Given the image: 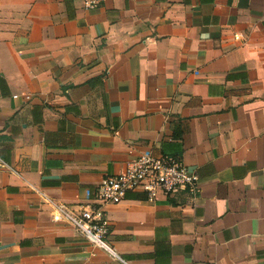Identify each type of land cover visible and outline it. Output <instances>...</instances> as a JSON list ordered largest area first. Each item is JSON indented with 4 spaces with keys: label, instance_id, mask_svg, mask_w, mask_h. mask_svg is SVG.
I'll use <instances>...</instances> for the list:
<instances>
[{
    "label": "crops",
    "instance_id": "crops-1",
    "mask_svg": "<svg viewBox=\"0 0 264 264\" xmlns=\"http://www.w3.org/2000/svg\"><path fill=\"white\" fill-rule=\"evenodd\" d=\"M197 193L108 203L130 264H264V0H0V264H123L54 219L144 148Z\"/></svg>",
    "mask_w": 264,
    "mask_h": 264
},
{
    "label": "built area",
    "instance_id": "built-area-1",
    "mask_svg": "<svg viewBox=\"0 0 264 264\" xmlns=\"http://www.w3.org/2000/svg\"><path fill=\"white\" fill-rule=\"evenodd\" d=\"M85 9L100 7L104 0H82ZM6 164L0 158V165ZM128 190H141L149 198L172 195L180 191L197 193L200 190L198 172L181 158L156 155L151 147L144 148L118 174L106 175L87 195L84 202L70 205L47 199L55 208L54 219L72 226L74 233L109 251L123 264H130L107 239L108 203L122 200Z\"/></svg>",
    "mask_w": 264,
    "mask_h": 264
}]
</instances>
